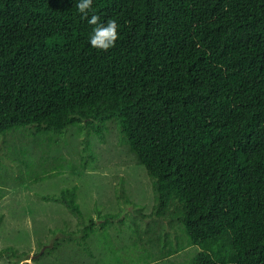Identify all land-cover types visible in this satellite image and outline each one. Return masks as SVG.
I'll list each match as a JSON object with an SVG mask.
<instances>
[{
  "label": "trees",
  "instance_id": "16d2710c",
  "mask_svg": "<svg viewBox=\"0 0 264 264\" xmlns=\"http://www.w3.org/2000/svg\"><path fill=\"white\" fill-rule=\"evenodd\" d=\"M77 2L0 0V138L28 128L52 148L70 127L115 122L153 180L143 215L163 253L264 264V0H93L90 16L119 24L107 52ZM43 197L84 240L120 216L85 213L77 185Z\"/></svg>",
  "mask_w": 264,
  "mask_h": 264
},
{
  "label": "rangeland",
  "instance_id": "374dc122",
  "mask_svg": "<svg viewBox=\"0 0 264 264\" xmlns=\"http://www.w3.org/2000/svg\"><path fill=\"white\" fill-rule=\"evenodd\" d=\"M74 185L81 208L96 220L98 210L120 212L107 239L100 228L84 240L69 208L43 197ZM154 203L153 180L115 122L103 134L70 127L52 148L28 128L0 138V248H12L0 264H189L198 246L169 255L153 243L160 227L143 214Z\"/></svg>",
  "mask_w": 264,
  "mask_h": 264
},
{
  "label": "clouds",
  "instance_id": "9594fccd",
  "mask_svg": "<svg viewBox=\"0 0 264 264\" xmlns=\"http://www.w3.org/2000/svg\"><path fill=\"white\" fill-rule=\"evenodd\" d=\"M93 0H78L75 7L83 19L94 25L92 35L89 37L91 47L107 52L115 47L119 38V24L115 19H108L107 22L101 23L100 17L89 13L92 10Z\"/></svg>",
  "mask_w": 264,
  "mask_h": 264
}]
</instances>
